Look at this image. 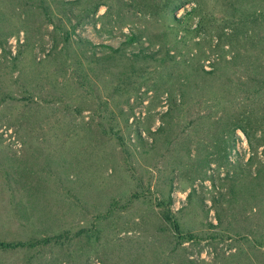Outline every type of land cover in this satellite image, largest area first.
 Here are the masks:
<instances>
[{"label": "rangeland", "instance_id": "obj_1", "mask_svg": "<svg viewBox=\"0 0 264 264\" xmlns=\"http://www.w3.org/2000/svg\"><path fill=\"white\" fill-rule=\"evenodd\" d=\"M96 1L0 0V241L86 232L0 264H264V105L234 129L254 59L213 62L228 46L149 0ZM138 50L156 56L135 72Z\"/></svg>", "mask_w": 264, "mask_h": 264}, {"label": "trees", "instance_id": "obj_2", "mask_svg": "<svg viewBox=\"0 0 264 264\" xmlns=\"http://www.w3.org/2000/svg\"><path fill=\"white\" fill-rule=\"evenodd\" d=\"M37 1L38 0H27V3H33L32 5H35L34 3ZM100 1L101 0H97L95 2L93 6L94 10H96L101 5ZM146 6L152 15L158 16L160 12H164L166 17L168 16L172 22L171 27H173L175 30L177 29L188 34L195 35L205 32L208 36H210V39L215 38L216 43L213 46L212 51H217L224 46H228L231 52L230 60L216 58L213 62H217V64L230 65L232 68V66H236V60L242 57L254 59V61L250 63L251 67L253 68L247 71L249 74L246 75V78L250 81L251 86L236 84L237 87H234V89L236 88L235 94L238 92L242 94L240 103L243 102V105L246 107L243 109L241 117L237 119L234 129L244 130V124L249 123L253 125V123L258 124V122H260L261 124L258 127L260 131V137L257 147H263L264 153V120L257 122L252 118L256 113V107L264 105V35H262V33L264 34V0H153L152 3L149 0V4ZM180 9L184 10V14L181 18H178L176 13ZM188 18L197 19L193 26L187 25L186 20ZM4 23V21L0 20V49L4 47L8 37L10 36V33H2ZM225 29H229L230 34L225 33L224 36L226 35V39L223 41L222 38L224 36H220L218 32L224 31ZM259 30L262 32L261 34L259 33ZM241 33L247 38L246 44L250 45L251 52L249 54L242 50L244 45H240V42L238 41V36H240ZM143 37L144 36L142 32H140L135 34V38L130 37L128 42L137 43ZM169 42L171 44L173 43L174 45L177 44L175 38H171ZM258 46H260L259 49H257ZM134 55L136 72L137 70H147V67H149L147 61L154 58L156 53H147L138 50ZM171 59L172 57H169L167 61L170 62ZM256 61L262 62V64H260L262 66H258ZM164 62L165 60L160 63ZM158 69H160L159 66H155V70ZM215 69L216 68L212 66V70ZM140 78H143V76H140ZM169 97L172 98V95H169ZM173 103L175 105L177 104L175 97L169 103V105L171 106ZM249 142L252 144L250 138ZM262 171L263 169H261L260 166H257L254 178L251 181L259 178L262 174ZM237 175L238 173L234 174L233 176H229L233 183H237ZM251 181L249 183L252 185ZM163 217L166 221H171V212L169 208ZM173 227L175 232L179 233V228L176 223H173ZM84 232L85 230L81 229L71 235L69 231H64L60 234H54L42 239L32 240L29 243H11L0 241V250H12L24 246H27L30 249H36L38 247H53L55 245H61L66 242H70L74 238L81 236Z\"/></svg>", "mask_w": 264, "mask_h": 264}]
</instances>
